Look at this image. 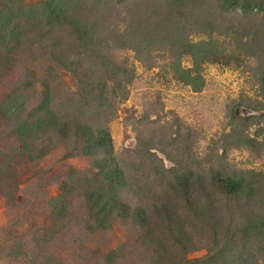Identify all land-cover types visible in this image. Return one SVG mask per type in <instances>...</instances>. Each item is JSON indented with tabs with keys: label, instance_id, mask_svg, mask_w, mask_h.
Instances as JSON below:
<instances>
[{
	"label": "rangeland",
	"instance_id": "obj_1",
	"mask_svg": "<svg viewBox=\"0 0 264 264\" xmlns=\"http://www.w3.org/2000/svg\"><path fill=\"white\" fill-rule=\"evenodd\" d=\"M45 1L0 0V4L12 5L16 21H22V16L34 17L31 24L19 22L24 33L17 45L22 50L32 46L39 56L47 42L42 34L44 24L38 21ZM165 1L116 0L112 10L108 0H82L83 8L75 10L73 16L92 21L99 17L102 31L112 23L118 26L111 30H123L128 22H137L136 16L155 10L158 3L163 6ZM205 1L220 21L224 16L226 21L236 22L240 19L237 14H243L217 0ZM246 15L252 20L256 15V22L261 23L264 12L256 10ZM202 37L191 35L193 40ZM105 44L108 46L98 47L91 57L106 54L120 60L127 56L135 70L123 98L117 96L119 93L110 95L98 101L97 111L91 105L88 108L87 98L79 94L80 81L91 76H86L88 69L92 74L99 71L89 66L90 57L84 51L79 52L85 58L81 72L41 60L43 68H52V79L43 80L50 81L49 100L55 113L65 119L79 111L87 118L100 115L104 119L106 113L109 115L105 125L118 166L124 170V180L133 186L136 182L138 188L133 187L134 195L128 185L118 186L116 191L132 206L161 204L158 190L168 188V179H161L155 166L158 171L163 166L166 174L180 170L202 175L197 188L203 200L210 195L214 202L220 221L215 232L191 218L180 199L168 201L174 202L173 208L176 204L181 217L189 216L188 228L193 235L190 264H229L228 255L233 256V264H264V84L255 71L256 60L248 58L238 66L206 63L202 67L204 87L193 91L160 69L166 56L148 67L133 59V52L116 49L115 42ZM5 53L11 54L6 48L0 51V264H157L152 249L139 239L141 231L131 227L129 221L116 219L102 230L91 228L96 220L85 200L86 189L105 186L95 181L92 158L82 154L80 144L48 131L50 126L34 131L25 113H16L19 106L37 107L32 90L24 88L34 76L23 63L6 62ZM190 65L191 59L183 57L182 66ZM35 92L41 93V88L35 87ZM239 131L256 139V146L236 147L234 135ZM248 171L255 174L250 178L259 181L248 197L239 194L225 199L211 181L213 177L242 176ZM158 223L151 219L153 227Z\"/></svg>",
	"mask_w": 264,
	"mask_h": 264
},
{
	"label": "trees",
	"instance_id": "obj_2",
	"mask_svg": "<svg viewBox=\"0 0 264 264\" xmlns=\"http://www.w3.org/2000/svg\"><path fill=\"white\" fill-rule=\"evenodd\" d=\"M217 1L225 7L243 11L242 15L237 14L240 19L236 22L229 19L226 21V17L222 15L223 21H220L213 15L214 12L210 11L205 0H167L163 6L158 3L155 10H145L136 16L137 22H128L123 30L118 29L119 27L111 30L112 26H118L112 23L102 31L98 24L99 17L95 16L97 20L92 21L78 20L73 16L75 10L83 8L82 0H46L41 4L43 15L38 19L44 24L42 34H45L43 37L47 41L46 45L42 46L41 56L32 46L22 50V47L17 45L24 33L18 24L30 23L34 17L22 16L19 23L14 17L12 5L6 2L0 4V51L6 48L11 53L4 55L5 61L11 65L17 61L28 67L34 77L30 80L31 84L24 88H30L32 97L37 98L38 102L34 109L17 107L16 113H25L26 118L33 123L31 126L34 131L50 126L48 131L55 132L61 139L81 145L82 154L92 158V172L97 178L95 181L105 185L104 189L103 186L86 189L85 200L96 220V224L91 225V228L96 230L98 227L102 230L108 222L116 219L123 223L129 221L131 227L141 231L138 234L139 239L152 249L157 264H190L188 253L191 250L189 244L193 235L188 228L189 216L212 232L219 228V217L215 212L214 202L209 199L210 195L205 201L203 195L198 192L200 190L197 186L203 181L202 175L180 170L166 174L167 170L163 166L160 171L155 166V173L159 172L161 179H168V188L158 190L161 204L150 207L141 202L142 204H134L133 207L128 201L121 199L116 188L128 185L129 191L134 195L136 189L133 187L137 188V183L133 186L132 182L130 185L124 180V170L118 166L111 137L105 125L110 120L109 115L106 113L104 119H101L100 115L87 118L83 111H79L65 119L55 113L49 100V94L52 92L50 81L43 80V77L52 79V68H43L40 61L48 60L64 68L74 67L75 71L81 72L85 58L84 54L79 52H86L90 57L89 66L93 71L100 73L92 74L88 69L86 76L90 73L91 76L81 79L79 94H83L84 99L87 98L88 108L90 109L91 105L94 110L98 109V101L101 103V100L109 98L110 95L119 93L121 95L117 96L122 99L125 88L135 76V70L127 56L120 60L106 54L98 58L91 57L98 47H107L108 44L105 43L110 41L116 43V49L133 52V59L148 67L155 66V61L166 56L167 61L159 65L160 69L170 73L175 80L190 86L193 91H200L204 87L202 67L206 63L238 66L248 58L256 60L255 71L261 76L260 81L264 84V16L261 23L256 22V15L252 16L254 20L246 18L247 13H256V10L264 12V0ZM115 3L116 0H108V8L113 10ZM91 15L94 16V13ZM60 29H64V32L57 35ZM66 34L71 39H65ZM192 34L204 37L193 40ZM183 57L191 59L189 67L182 66ZM90 61L93 64L90 65ZM80 75L83 76L82 73ZM35 87H40L41 93H36ZM40 100L42 101L39 103ZM233 144L236 147L250 148L256 146L257 141L239 131L234 135ZM252 174L255 175L248 171L242 176H218L213 177L211 181L218 188L217 193L225 199H233L239 194L248 197L254 191V184H259L257 179L250 178ZM134 177L137 178L136 175ZM175 198L180 199L183 207L189 211L187 219L178 214L176 204L174 208L171 207L174 202L168 203ZM153 217L159 221L157 227L151 224ZM211 257L218 260L213 255ZM228 259L229 264H233V256L228 255ZM240 264L246 263L240 261Z\"/></svg>",
	"mask_w": 264,
	"mask_h": 264
}]
</instances>
